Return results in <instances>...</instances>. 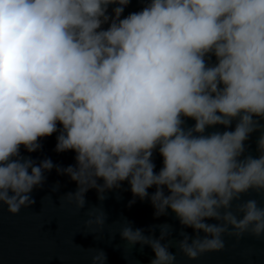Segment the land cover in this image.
Returning <instances> with one entry per match:
<instances>
[{"label":"clouds","instance_id":"obj_1","mask_svg":"<svg viewBox=\"0 0 264 264\" xmlns=\"http://www.w3.org/2000/svg\"><path fill=\"white\" fill-rule=\"evenodd\" d=\"M129 3L0 0V204L12 214L29 207L55 166L77 182L64 196L78 209L90 188L103 200L125 180L130 204L149 198L157 217L171 209L194 229L178 242L189 259L223 250L225 236L264 237L257 199L232 210L249 190L264 195V0H147L121 18ZM209 53L215 64L206 63ZM182 117L195 124L183 127ZM57 122L56 151L74 150L75 165L21 156V145L37 150ZM218 124L226 130L204 134ZM257 130L258 156L245 155ZM157 146L163 166L154 171ZM88 217L85 227L106 221L103 209L89 208ZM170 227L160 225L155 238L127 221L120 234L150 245V264H175L162 243ZM106 260L98 249L91 264Z\"/></svg>","mask_w":264,"mask_h":264},{"label":"water","instance_id":"obj_2","mask_svg":"<svg viewBox=\"0 0 264 264\" xmlns=\"http://www.w3.org/2000/svg\"><path fill=\"white\" fill-rule=\"evenodd\" d=\"M146 2L147 0H130L121 18L141 10ZM115 6H109L110 14ZM102 27L107 28L108 24ZM205 59L207 64L217 62L215 55L211 53ZM182 119L185 128L195 124L193 118ZM237 119H233L228 130H234ZM254 119L260 118L254 116ZM260 123L264 124V119H260ZM61 128L62 125L57 122L56 132L38 138L40 147L35 151L28 152L21 145V156L30 157L37 164L50 158L54 165L61 167L75 165L74 150L56 151L57 136ZM224 130L225 126L218 124L206 127L204 134ZM259 135V130L254 131L244 142L245 155L258 156ZM158 147L153 150L152 155L156 166L154 171H159L163 166V157ZM44 175L46 179L42 186L32 190L31 196L35 202L29 207H22L18 213L12 214L6 205L0 204V264H91V258L98 249L106 253V264H150V260L155 256L150 245L142 246L137 243L132 246L122 238L120 230L127 221L131 222L134 229L142 228L145 235L155 238L160 237V225H170V234L162 243L168 242L170 251L176 254L175 264H264V237L257 238L250 233L243 234L239 240L234 236H225L223 250L206 252L195 259H189L179 250L178 242L183 238L182 232L194 235V229L181 225L171 209L164 215L155 216L149 198L141 200L136 197L135 202L130 204L133 193L127 180L122 181L120 187L105 189L103 200L99 198L100 194L96 188H90L85 193L84 208L78 209L64 196L77 190V182L67 173L58 172L55 166L51 170H45ZM98 184H103L102 178L98 179ZM154 191L155 186L148 189L150 194ZM251 198L264 205V195L249 190L242 194L239 200L232 202V210L235 212L238 204ZM89 208L96 214L102 209L105 211L106 221L102 227H85ZM207 222L217 221L208 219ZM200 234L204 235L202 231Z\"/></svg>","mask_w":264,"mask_h":264}]
</instances>
